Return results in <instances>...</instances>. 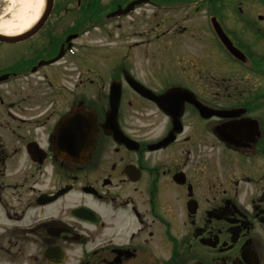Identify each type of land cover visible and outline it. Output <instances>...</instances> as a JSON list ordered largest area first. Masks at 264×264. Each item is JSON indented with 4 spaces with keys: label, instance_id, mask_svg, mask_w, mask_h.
I'll use <instances>...</instances> for the list:
<instances>
[{
    "label": "flooded vegetation",
    "instance_id": "af4514ba",
    "mask_svg": "<svg viewBox=\"0 0 264 264\" xmlns=\"http://www.w3.org/2000/svg\"><path fill=\"white\" fill-rule=\"evenodd\" d=\"M146 4L174 68L88 77L101 45L79 41L102 28V0H54L30 37L0 40V264H264V12ZM200 9L239 56L205 49ZM77 109L94 117L92 143L86 128L76 142L56 130Z\"/></svg>",
    "mask_w": 264,
    "mask_h": 264
},
{
    "label": "rangeland",
    "instance_id": "374dc122",
    "mask_svg": "<svg viewBox=\"0 0 264 264\" xmlns=\"http://www.w3.org/2000/svg\"><path fill=\"white\" fill-rule=\"evenodd\" d=\"M221 1L223 5H229L232 9L235 7L237 8L241 4L242 6H251L255 11L264 12V3L260 0ZM19 2L20 0H0V15L7 13L10 7H14L15 4H19ZM102 2L103 6L112 4V0H102ZM181 16H185V14H181L180 12L177 15L172 16L175 23H178V26H180L181 22H184ZM206 19V11L204 10L202 12L200 9L195 15L193 22H195L194 24L196 26H198L197 22L202 25L204 24L209 34L206 36L213 40L214 38L209 30V24L207 23L208 19ZM158 22V20L153 19V15L151 16V10L147 8V6H143L131 16L122 19L118 25L116 22H109L108 24H105L103 28L91 31L92 33L90 34H85L79 41L80 47H83V43H89L90 38L94 39L95 43L101 45L98 50L91 49L87 52L86 61H89V65L87 66L88 77L95 78L100 74L106 76L107 70L109 69L108 63H113L114 61H118V63L120 62L121 64L129 63L131 65L130 69L134 70L159 69L160 66L163 65L160 60L161 55L163 54L162 57L166 59L165 55H168L170 52L161 41H153L157 38V35H162L164 29L161 28V25H158ZM182 24L185 25L186 23L184 22ZM116 35H119V40L116 39ZM115 40L117 41V44H114ZM214 41V44H211V46L205 45V49L210 47L211 49L217 50L216 56L219 59L222 51L220 53L218 52L220 44L215 39ZM196 47L198 49L203 48L202 45H197ZM163 51H166L167 53L165 54ZM106 53L108 55H106ZM71 59L75 63V59ZM185 60L187 61L188 58H185L184 61ZM120 63L118 65H120ZM169 64L171 65V68H174L176 61ZM110 67L112 68V66ZM198 68H200V65H198Z\"/></svg>",
    "mask_w": 264,
    "mask_h": 264
},
{
    "label": "water",
    "instance_id": "95a60500",
    "mask_svg": "<svg viewBox=\"0 0 264 264\" xmlns=\"http://www.w3.org/2000/svg\"><path fill=\"white\" fill-rule=\"evenodd\" d=\"M52 3H53V0H45V5H44V9L42 11V14L40 15L37 22L34 23L28 30H26L22 34H18V35H4V34L0 33V39L12 41V40H16V39L25 38L29 34H32L44 22L45 18L47 17V15L49 13V10L52 6ZM216 29L220 35L222 42L227 47L231 48L235 52L236 50L233 49V46H232L230 40L228 39V37L223 32L220 25H216ZM118 104H119V98L118 97L113 98V92H112L110 110L108 112V118H107L106 123L104 125L105 127H107L111 131H114V129H117ZM61 123H63V124H61L62 125L61 129L69 132L70 141L74 140V142H76V136H78L81 132L84 133L85 128H86L87 138H92L93 133L96 129L95 121L90 119L89 116H85L84 112H82L81 110L73 111L72 114H69L68 116L64 117Z\"/></svg>",
    "mask_w": 264,
    "mask_h": 264
},
{
    "label": "bare ground",
    "instance_id": "6f19581e",
    "mask_svg": "<svg viewBox=\"0 0 264 264\" xmlns=\"http://www.w3.org/2000/svg\"><path fill=\"white\" fill-rule=\"evenodd\" d=\"M44 0H20L10 7L7 13L0 15V33L16 35L28 30L37 20Z\"/></svg>",
    "mask_w": 264,
    "mask_h": 264
}]
</instances>
